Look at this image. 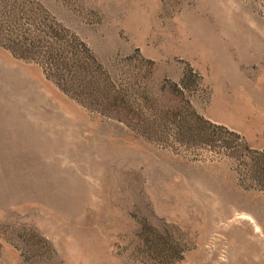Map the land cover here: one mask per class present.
Here are the masks:
<instances>
[{"label":"rangeland","instance_id":"rangeland-1","mask_svg":"<svg viewBox=\"0 0 264 264\" xmlns=\"http://www.w3.org/2000/svg\"><path fill=\"white\" fill-rule=\"evenodd\" d=\"M0 264H264V0H0Z\"/></svg>","mask_w":264,"mask_h":264}]
</instances>
